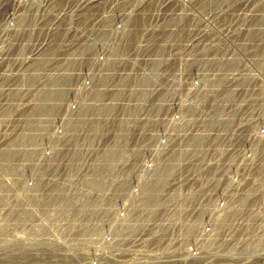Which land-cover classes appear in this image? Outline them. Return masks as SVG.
Returning <instances> with one entry per match:
<instances>
[{
  "label": "rangeland",
  "instance_id": "1",
  "mask_svg": "<svg viewBox=\"0 0 264 264\" xmlns=\"http://www.w3.org/2000/svg\"><path fill=\"white\" fill-rule=\"evenodd\" d=\"M239 43L264 64V0H0V264L94 258L114 150L164 111L162 84L192 97Z\"/></svg>",
  "mask_w": 264,
  "mask_h": 264
},
{
  "label": "built area",
  "instance_id": "2",
  "mask_svg": "<svg viewBox=\"0 0 264 264\" xmlns=\"http://www.w3.org/2000/svg\"><path fill=\"white\" fill-rule=\"evenodd\" d=\"M210 64L190 98L162 84L149 106L164 111L149 108L127 133L133 145L113 149L123 156L96 182L99 239L84 264H264V64L242 43ZM45 215L36 232L51 231V207Z\"/></svg>",
  "mask_w": 264,
  "mask_h": 264
}]
</instances>
